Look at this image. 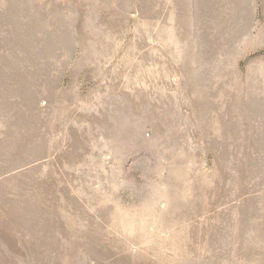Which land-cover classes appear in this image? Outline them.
Wrapping results in <instances>:
<instances>
[{
    "label": "rangeland",
    "instance_id": "rangeland-1",
    "mask_svg": "<svg viewBox=\"0 0 264 264\" xmlns=\"http://www.w3.org/2000/svg\"><path fill=\"white\" fill-rule=\"evenodd\" d=\"M0 264H264V0H0Z\"/></svg>",
    "mask_w": 264,
    "mask_h": 264
}]
</instances>
